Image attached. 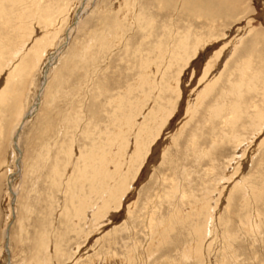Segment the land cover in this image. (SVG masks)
Masks as SVG:
<instances>
[{"label": "rangeland", "instance_id": "374dc122", "mask_svg": "<svg viewBox=\"0 0 264 264\" xmlns=\"http://www.w3.org/2000/svg\"><path fill=\"white\" fill-rule=\"evenodd\" d=\"M230 1L0 0V264H264V0Z\"/></svg>", "mask_w": 264, "mask_h": 264}, {"label": "bare ground", "instance_id": "6f19581e", "mask_svg": "<svg viewBox=\"0 0 264 264\" xmlns=\"http://www.w3.org/2000/svg\"><path fill=\"white\" fill-rule=\"evenodd\" d=\"M231 1H232V0H231ZM231 1H230V2H231ZM233 1H234V0H233ZM237 1H239V0H237ZM240 4H241V3H240ZM30 116H31V115H30ZM26 117H27V116H26Z\"/></svg>", "mask_w": 264, "mask_h": 264}]
</instances>
